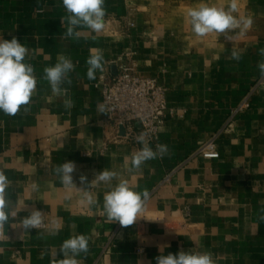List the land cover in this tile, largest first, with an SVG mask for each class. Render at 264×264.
Wrapping results in <instances>:
<instances>
[{"label": "crops", "instance_id": "0c3cea01", "mask_svg": "<svg viewBox=\"0 0 264 264\" xmlns=\"http://www.w3.org/2000/svg\"><path fill=\"white\" fill-rule=\"evenodd\" d=\"M201 3L227 8L229 0H105L101 32L76 28L78 36L66 37L62 0H0V37L26 45L25 62L37 78L26 109L15 116L0 112V170L10 181L0 264H58L63 241L81 234L89 251L76 257L78 264H157L156 257L181 250L209 252L215 264H264V221L258 219L264 207V77L257 67L264 61V0H238L233 15L251 17L253 24L230 30L232 41L191 31L187 11ZM233 49L239 61L231 58ZM98 51L103 71L89 80L86 59ZM126 53L139 77L166 88L168 112L176 114L150 146L167 145L168 152L131 171L142 144L125 140V131L107 120L96 88L104 72L117 75ZM60 54L75 65L71 85H61L66 95L54 94L43 78ZM69 98L74 106L66 108ZM247 99L250 109L232 119ZM136 131L139 136V126ZM212 140L220 158L204 160L198 152ZM68 161L76 165V187L62 184L55 172ZM104 169L118 174L112 186L125 179L150 194L131 226L107 221L103 197L110 185L93 181ZM85 192L97 203L89 205ZM33 210L44 214L45 229L20 226Z\"/></svg>", "mask_w": 264, "mask_h": 264}, {"label": "clouds", "instance_id": "9594fccd", "mask_svg": "<svg viewBox=\"0 0 264 264\" xmlns=\"http://www.w3.org/2000/svg\"><path fill=\"white\" fill-rule=\"evenodd\" d=\"M67 16L61 19L64 24L67 21L66 37L78 36L76 28H87L94 33L101 32L105 27L106 9L105 0H62ZM239 12L238 0H229L227 8L211 6L201 3L198 7L190 8L187 11V20L191 26V31L198 37H205L211 33L224 34L226 39L232 41L233 36L229 35L230 30L250 29L253 20L251 17L233 15ZM28 48L21 44L16 37L6 40L0 37V112L8 116H15L22 108L30 104L33 93L36 90L37 78L34 67L25 62ZM259 54L264 56V48L259 50ZM231 58L239 61L241 53L233 49ZM103 55L97 52L86 59L89 80L96 79L97 70L103 71ZM260 75L264 77V61L257 65ZM75 70L72 60L63 54L58 56V62L54 66L44 68V79L48 81L51 90L56 95H66L68 89L61 85L68 79L69 74ZM66 108H71L73 101L69 98L64 101ZM137 141L142 144V148L135 152L131 157V169H140L141 166L149 161L156 159L158 155L162 157L168 152L167 145H157L154 151L145 142V135L141 133ZM76 165L72 161L60 164L55 168V172L60 176L62 184L68 187H76L73 182V173ZM117 173L104 169L99 172L93 181L104 182L110 185V190L103 197V212L107 221L118 222L121 227L133 225L141 213L145 211L146 202L149 199L147 189L138 192L133 189L129 182L120 179L114 186L111 181L117 178ZM80 183L85 184L87 178L83 175L79 177ZM92 181V182H93ZM91 182V184H92ZM90 184V185H91ZM88 185V186H90ZM10 181L3 170H0V230L9 221L10 213L8 208L10 201L7 199V190ZM36 188V185H33ZM85 199L89 205L97 203L91 193L85 192ZM44 214L40 210H33L30 215L22 219L20 226L25 231L40 228L43 223ZM264 221V207L260 210L258 217ZM60 253L63 259L58 264H78L76 259L81 253L87 254L89 251L88 238L81 234L65 239L60 246ZM157 264H215L213 256L209 252L179 251L177 254L169 253L156 257Z\"/></svg>", "mask_w": 264, "mask_h": 264}, {"label": "built area", "instance_id": "2783aa9c", "mask_svg": "<svg viewBox=\"0 0 264 264\" xmlns=\"http://www.w3.org/2000/svg\"><path fill=\"white\" fill-rule=\"evenodd\" d=\"M128 27L132 28L133 25L128 24ZM131 58L132 55L126 53L117 64V75L111 77L104 72L96 88L102 93L107 120L117 128L124 129V139L136 140L138 136L136 126H139L140 134L145 135V142L152 146L164 127L167 117L176 116V114L168 112L166 88L155 79L139 77ZM250 107L247 99L232 112V119L249 110ZM177 116L183 118L184 114ZM198 155L204 160H219L220 154L215 140L207 142L199 150ZM184 212L186 216H189L188 208ZM45 228V224L42 223L38 229Z\"/></svg>", "mask_w": 264, "mask_h": 264}, {"label": "rangeland", "instance_id": "374dc122", "mask_svg": "<svg viewBox=\"0 0 264 264\" xmlns=\"http://www.w3.org/2000/svg\"><path fill=\"white\" fill-rule=\"evenodd\" d=\"M132 25H133V24H132ZM132 28H134V25H133V27H132ZM205 144H206V143H205ZM205 144H204V145H205ZM204 145H203V146H204ZM203 146H202V147H203ZM202 147H201V148H202ZM201 148H200V149H201Z\"/></svg>", "mask_w": 264, "mask_h": 264}, {"label": "water", "instance_id": "95a60500", "mask_svg": "<svg viewBox=\"0 0 264 264\" xmlns=\"http://www.w3.org/2000/svg\"><path fill=\"white\" fill-rule=\"evenodd\" d=\"M121 130H123V132H124V129H121Z\"/></svg>", "mask_w": 264, "mask_h": 264}]
</instances>
